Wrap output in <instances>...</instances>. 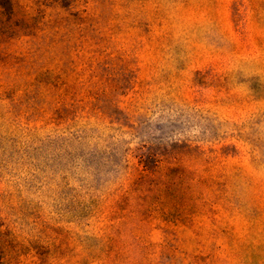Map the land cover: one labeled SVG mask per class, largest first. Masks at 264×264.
Here are the masks:
<instances>
[{
	"label": "rangeland",
	"instance_id": "374dc122",
	"mask_svg": "<svg viewBox=\"0 0 264 264\" xmlns=\"http://www.w3.org/2000/svg\"><path fill=\"white\" fill-rule=\"evenodd\" d=\"M0 264H264V0H0Z\"/></svg>",
	"mask_w": 264,
	"mask_h": 264
}]
</instances>
